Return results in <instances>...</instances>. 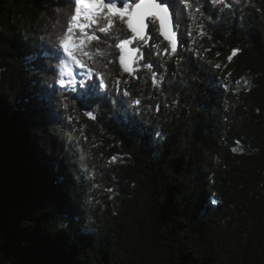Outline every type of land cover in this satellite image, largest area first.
<instances>
[{"label": "trees", "instance_id": "1", "mask_svg": "<svg viewBox=\"0 0 264 264\" xmlns=\"http://www.w3.org/2000/svg\"><path fill=\"white\" fill-rule=\"evenodd\" d=\"M232 5L208 4L211 21H192L185 11L178 30L183 61L151 58L161 91L146 72L122 77L129 83L120 87L142 101L137 112L115 103V93L86 101L96 121L70 104L69 113L79 116L75 127L86 125L84 141L42 102L48 85L58 87L56 61L44 57L52 55L68 6L0 0V264H264V0ZM234 48L241 51L229 63ZM109 70L115 87L118 65ZM225 71L231 91L219 82ZM241 77L252 80L250 91H235ZM156 104L159 113L146 108ZM62 155L75 167L58 164ZM112 156L118 160L109 164ZM66 173L87 183L70 194L56 183ZM56 237L68 242H44Z\"/></svg>", "mask_w": 264, "mask_h": 264}, {"label": "snow or ice", "instance_id": "2", "mask_svg": "<svg viewBox=\"0 0 264 264\" xmlns=\"http://www.w3.org/2000/svg\"><path fill=\"white\" fill-rule=\"evenodd\" d=\"M63 2L68 6L64 22L59 32L54 35L50 49L52 55L44 57L56 61L53 83L58 87L48 85L51 94L42 102L47 103L53 118L62 117L63 122L72 125L70 130L79 132L80 139L84 141H87V136L84 134L86 125L75 127V124L79 123V116L69 113L70 104L73 112L77 111L79 104L82 115L88 120L96 121L97 114L86 101L91 97L106 99L115 93L120 97L115 103L122 107L128 105L134 113L137 112L141 109L142 101L134 97L127 88L120 87L121 84L129 83V79L122 77L126 75L128 78L139 79L138 73L146 72L149 74L148 79L152 89L161 91L164 80L162 75L154 70L156 65L151 58L158 57L164 64H167L171 58H175L177 63L183 61L184 57L179 54L181 42L178 30L185 11L192 21H196L198 17L211 21L212 15L207 14L211 11L207 8L208 4L218 6L221 10L233 6L232 0H63ZM240 2L241 0H236V3ZM44 6L48 7L46 4ZM56 12H61V9L57 8ZM196 30L199 37L207 34L202 23L196 24ZM99 34H103V38ZM188 35L191 36L192 32L189 31ZM154 37L156 42L150 44ZM195 43L196 41L193 40L192 44ZM101 44L105 47L101 48ZM188 50L199 58L203 57V53L198 48L192 47ZM203 51L208 52L210 49L205 48ZM240 51L237 48L232 49L226 57L227 61L231 63ZM219 55L217 52V56ZM26 59L31 62L36 56L28 55ZM110 65H118L119 75L113 81L115 87L110 84V79H113L109 70ZM193 67L196 65L193 64ZM213 67L221 70L226 69L227 65L215 63ZM231 76L230 71H225L219 81L223 88L229 91L232 90L228 82ZM234 83L237 86L235 91L238 92L241 86L243 90L250 91L253 82L248 77H241ZM124 97L129 99L124 100ZM153 107L155 112L159 113L162 105L146 106L149 111ZM156 136L160 137L161 133L157 132ZM236 144L239 145L240 141H236ZM93 147L96 145L93 144ZM231 151L235 153L238 148L233 147ZM117 160V156H112L108 163H115ZM57 163H63L65 169L75 167L74 159L65 160L64 155L58 157ZM79 181L87 183V178L83 175L77 177L75 174L67 173L56 177V183L63 186L70 194H74ZM93 187L98 188L99 185ZM105 191L113 193L109 199L114 198L113 188H106ZM65 211L71 218L70 199ZM44 242L57 246L68 241L66 238L56 237L46 239Z\"/></svg>", "mask_w": 264, "mask_h": 264}]
</instances>
